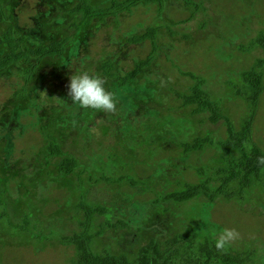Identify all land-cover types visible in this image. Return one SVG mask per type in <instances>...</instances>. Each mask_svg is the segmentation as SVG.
Here are the masks:
<instances>
[{
    "label": "rangeland",
    "instance_id": "374dc122",
    "mask_svg": "<svg viewBox=\"0 0 264 264\" xmlns=\"http://www.w3.org/2000/svg\"><path fill=\"white\" fill-rule=\"evenodd\" d=\"M188 1L139 2L76 30L67 10L77 0H0L11 14L0 33L11 24L28 44L70 35L64 54L42 58L28 84L27 64L0 72V264H69L74 249L62 238L78 231L80 201L104 208L105 214L93 215L91 231L106 221L118 225L91 240L93 252L132 257L149 239L163 242L186 227L216 236L238 226V249L252 248L264 264V184L253 183L238 200L159 199L223 165L218 142L227 138L229 124L238 131L250 115L249 102L235 91L246 85L241 73L251 68L261 74L262 91L243 146L264 150V48L253 43L264 31V0ZM149 27L155 28L152 41H127ZM148 54L149 64L118 85ZM106 59L114 77L101 73ZM82 71L102 78L113 111L71 103L68 80ZM188 73L201 79L200 88L225 118L211 122L209 111L182 106L176 92L189 93L196 81ZM22 87L21 96L14 95ZM197 137L209 142L184 151L182 144ZM50 140L59 155L47 154ZM67 157L77 165L59 174L58 163ZM37 231L48 237L30 236Z\"/></svg>",
    "mask_w": 264,
    "mask_h": 264
},
{
    "label": "trees",
    "instance_id": "16d2710c",
    "mask_svg": "<svg viewBox=\"0 0 264 264\" xmlns=\"http://www.w3.org/2000/svg\"><path fill=\"white\" fill-rule=\"evenodd\" d=\"M165 0H108V4L99 5L90 3L89 0H77L67 11L74 20L70 26L76 30H85L87 22L97 17L99 20L107 16H115L120 10H125L133 4L139 2H157L162 6ZM189 4L188 0H183ZM1 6L0 2V22L6 21L11 14ZM155 28L149 27L141 35H133L127 38L129 43H140L145 39L153 40ZM24 35L10 24L0 33V72L9 69L17 62L27 64L25 69L24 84H28L34 69L42 58L61 57L69 44L70 35H61L57 39L47 42L30 41L25 42ZM254 44L264 48V31L257 35L253 41ZM252 44V43H251ZM250 44V45H251ZM151 60L148 54L143 60L139 61L124 76L118 79V85H125L132 80L143 67H146ZM89 66L88 63H84ZM86 68V67H83ZM111 61L106 59L101 62V73L107 77H114ZM188 75L195 79V83L187 94L176 92V96L181 100L183 107H191L192 113L209 111L208 119L215 122L218 118L224 117L219 111L217 104L210 101L206 93L200 88L201 79ZM241 77L245 86L236 89V94L240 95L250 104V115L241 125L240 130L233 131L231 125L228 126V136L224 141L218 142V146L225 154L223 165L215 168V173L211 176L201 177L194 184H186L183 187L165 193L159 199L170 200L172 202H184L192 198H198L207 204L212 203L216 198L223 197L226 200L241 199L245 190L253 183L264 184V162L258 158L264 157V150L255 145L247 148L243 143L249 140L251 135L250 121L253 117L259 95L262 91L261 74L253 68L243 71ZM24 87V86H23ZM23 87L14 95L21 96ZM248 91V92H247ZM89 110L95 111V109ZM106 127H99L102 134H105ZM209 142L207 137H197L191 143H183L184 151L202 149L204 144ZM47 154L59 155L58 146L50 140L45 146ZM77 165L76 159L72 157L63 158L57 167L59 174H69ZM198 173L205 174L199 168ZM157 200L155 199L154 202ZM1 203V196H0ZM78 207L83 211V217L78 221V231L62 238V242L70 245L74 249V259L69 264H258L254 258V250L247 246L238 249L234 241H231L228 247L223 251H218L214 247L216 236L210 230L197 231L195 228L186 227L181 231L171 235L163 242L155 239H149L141 244L134 256L129 257L125 253H113L111 251L93 252L90 248V242L94 237L101 235L105 228H116L118 225L106 221L105 225H99L91 231L92 217L96 213H104V208L96 205H90L85 202H79ZM0 214H3L1 211ZM4 216V215H3ZM6 217V216H5ZM25 222V221H24ZM123 225L121 221H118ZM262 224L259 225L260 230ZM234 228L240 229L238 226ZM31 237L36 239L47 238L48 236L41 232H33ZM61 242V243H62Z\"/></svg>",
    "mask_w": 264,
    "mask_h": 264
},
{
    "label": "clouds",
    "instance_id": "9594fccd",
    "mask_svg": "<svg viewBox=\"0 0 264 264\" xmlns=\"http://www.w3.org/2000/svg\"><path fill=\"white\" fill-rule=\"evenodd\" d=\"M66 94L71 103L81 109L90 108L111 112L115 107L113 94L104 88L102 78L86 71L70 76L66 86ZM258 159L264 162V157ZM238 235L234 228L219 230L214 240L215 249L218 251L225 250L231 241L238 238Z\"/></svg>",
    "mask_w": 264,
    "mask_h": 264
}]
</instances>
